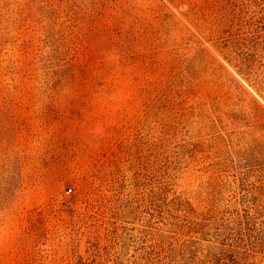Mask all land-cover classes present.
<instances>
[{
  "label": "rangeland",
  "instance_id": "1",
  "mask_svg": "<svg viewBox=\"0 0 264 264\" xmlns=\"http://www.w3.org/2000/svg\"><path fill=\"white\" fill-rule=\"evenodd\" d=\"M264 264V0H0V264Z\"/></svg>",
  "mask_w": 264,
  "mask_h": 264
},
{
  "label": "trees",
  "instance_id": "2",
  "mask_svg": "<svg viewBox=\"0 0 264 264\" xmlns=\"http://www.w3.org/2000/svg\"><path fill=\"white\" fill-rule=\"evenodd\" d=\"M224 264H227V263H224Z\"/></svg>",
  "mask_w": 264,
  "mask_h": 264
}]
</instances>
